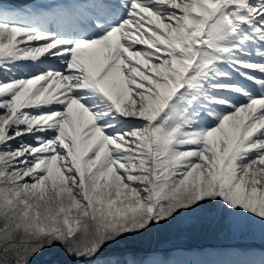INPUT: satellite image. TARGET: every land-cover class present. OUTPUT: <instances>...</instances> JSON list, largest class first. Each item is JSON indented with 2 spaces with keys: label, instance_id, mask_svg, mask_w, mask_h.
<instances>
[{
  "label": "snow or ice",
  "instance_id": "1",
  "mask_svg": "<svg viewBox=\"0 0 264 264\" xmlns=\"http://www.w3.org/2000/svg\"><path fill=\"white\" fill-rule=\"evenodd\" d=\"M203 225L264 241V0L0 3V264H264L136 247Z\"/></svg>",
  "mask_w": 264,
  "mask_h": 264
},
{
  "label": "trees",
  "instance_id": "2",
  "mask_svg": "<svg viewBox=\"0 0 264 264\" xmlns=\"http://www.w3.org/2000/svg\"><path fill=\"white\" fill-rule=\"evenodd\" d=\"M210 227L211 225H203V226H198V227L180 231V232L161 230V231H156L155 233L157 234L158 243H161L162 241H168V240L171 241L175 239L177 243L179 244H182L187 247H192L195 245H200L204 243L206 239H208L209 237H212V235L214 236L217 228L212 226L214 228V232H210L209 230ZM172 233L175 235H171ZM181 233H184L185 235H181ZM166 235H170V237L164 240L163 237H166ZM201 237H203L202 240L200 239ZM151 240L152 239L150 235H146L137 244H139V246L143 248H148L151 244ZM212 241L210 240L207 242H212Z\"/></svg>",
  "mask_w": 264,
  "mask_h": 264
},
{
  "label": "rangeland",
  "instance_id": "3",
  "mask_svg": "<svg viewBox=\"0 0 264 264\" xmlns=\"http://www.w3.org/2000/svg\"><path fill=\"white\" fill-rule=\"evenodd\" d=\"M2 2H4V0H0V3ZM18 2H24V0H18ZM184 233H181V235H185ZM171 235H175V234L172 233ZM169 237L170 235H166V237H163V239L165 240V239H168ZM200 239L202 240L203 237H201ZM174 240L164 241L161 244V246L182 245V244H178L177 241L176 240L174 241ZM210 240L214 241V242L212 241L214 243L213 244L214 246H206V247H201L199 249H216V248H233V247L243 248V247H248V246H255L258 248L264 247V241H259V240L249 241L244 237L229 235L219 228L216 229L214 236L212 235V237H209L208 239H206V241H204V243L200 245H207L208 244L207 241H210ZM43 264H50L49 259L46 260Z\"/></svg>",
  "mask_w": 264,
  "mask_h": 264
}]
</instances>
